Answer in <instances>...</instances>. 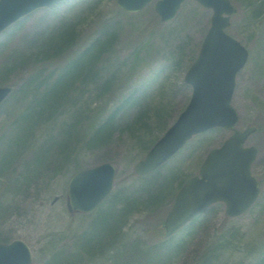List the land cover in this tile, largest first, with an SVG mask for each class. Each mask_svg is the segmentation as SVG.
Returning a JSON list of instances; mask_svg holds the SVG:
<instances>
[{"label": "rangeland", "instance_id": "rangeland-1", "mask_svg": "<svg viewBox=\"0 0 264 264\" xmlns=\"http://www.w3.org/2000/svg\"><path fill=\"white\" fill-rule=\"evenodd\" d=\"M232 3L235 12L226 30L249 50L248 60L236 76L232 103L240 115L237 128L257 126L245 144L258 148L252 171L261 180V192L238 216L228 217L223 209L215 208L206 221L182 227L173 235L174 251L166 264H204L211 256L215 264H248L264 254V0ZM211 13L196 0H185L173 19L162 22L154 11V1L138 12H127L116 0H58L0 32V85L13 89L31 74L46 76L60 68L97 39L113 37L109 51L97 62L96 75L66 95L55 115L35 126L30 143L35 148L47 146L52 152L54 143L61 141L48 140L61 137L62 129L76 121L78 134L57 148L64 161L61 167L45 170L27 190L8 189L6 180H1L0 239H23L32 251V264L44 262L61 246L71 248L76 235L89 227L96 210H68L69 178L76 168L107 160L116 169L112 192H141L140 204L123 223L119 241L111 250L86 254L80 264H145L144 248L150 251L164 238L162 222L178 186L197 174L208 151L231 133L216 127L196 134L154 174L144 176L135 171L136 162L190 97L191 87L184 82V74L198 53ZM65 24L74 28L70 44L59 57L44 63L36 56L43 37ZM12 99L0 106V123ZM117 107V128L110 141L87 146L86 126L97 115L105 118ZM136 119L141 122L135 125ZM147 178L150 184L142 188ZM163 180L171 186L158 202L152 201L150 194L144 195L153 193Z\"/></svg>", "mask_w": 264, "mask_h": 264}, {"label": "water", "instance_id": "water-1", "mask_svg": "<svg viewBox=\"0 0 264 264\" xmlns=\"http://www.w3.org/2000/svg\"><path fill=\"white\" fill-rule=\"evenodd\" d=\"M57 0H0V31L24 14ZM151 0H116L126 11L141 10ZM184 0H156L154 9L162 21L177 13ZM211 8L210 25L199 52L185 73L192 87L191 97L175 121L165 130L135 165L145 174L170 158L194 134L220 126L232 128L239 116L231 104L237 72L244 66L248 50L225 31L234 6L230 0H196ZM12 87L0 86V103ZM255 126L235 129L223 143L212 148L200 166L199 174L189 177L176 193L163 227L169 236L210 204L224 201L226 214L245 211L257 198L259 186L251 174V163L257 150L243 146ZM115 167L105 161L74 173L68 182V209L93 210L111 191ZM31 251L21 239L0 242V264H30Z\"/></svg>", "mask_w": 264, "mask_h": 264}, {"label": "trees", "instance_id": "trees-1", "mask_svg": "<svg viewBox=\"0 0 264 264\" xmlns=\"http://www.w3.org/2000/svg\"><path fill=\"white\" fill-rule=\"evenodd\" d=\"M73 31L72 25L65 24L60 29L46 33L36 56H41L44 63H50L54 58L59 57L70 44ZM112 41V35L99 38L77 56L71 58L60 68L56 67L46 76H41L39 72L31 74L5 99L4 102L13 97L12 104L5 109V119L0 123V188L3 185L1 180L3 182L6 180L8 189L21 187L20 190H27L32 183L42 177V174L44 175L45 170L56 171L61 167L64 161L61 151H57V148L66 139L69 143V140L78 134L76 121L70 122L71 124L62 129L61 137L48 140L61 141L54 143L52 152L47 146L35 148L30 143L35 126L41 119L55 115L61 102L67 98L66 95H71L73 90L85 85L91 76L96 75L93 71L96 70L97 62L109 51ZM23 105L24 107L20 109ZM119 112L120 109L117 107L105 118L98 115L93 118L85 128L87 140L84 143L92 147L107 144L117 128ZM140 122V119H136L135 125ZM154 173L153 171L149 174ZM148 182L150 179L147 178L142 188H146L150 184ZM170 186L171 182L163 180L155 185L156 189L153 193L148 192L144 195L150 194L152 201L158 202ZM140 196L141 192L137 194L112 192L97 207L89 227L73 239L71 248L61 246L53 250L44 262L38 264H80L82 257L86 254L93 255L111 250L113 243L119 241L123 223L137 210L141 200ZM209 214L210 209L191 222H204L210 216ZM162 232L161 229V234ZM155 235L158 234L155 233ZM172 238L173 236L169 239H158L150 251L144 248V263L166 264L174 251ZM7 240V238L0 239V241ZM215 260V257L211 256L204 264H215ZM248 264H264V254Z\"/></svg>", "mask_w": 264, "mask_h": 264}]
</instances>
